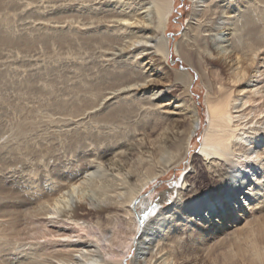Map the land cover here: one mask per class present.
Instances as JSON below:
<instances>
[{
  "label": "bare ground",
  "instance_id": "bare-ground-1",
  "mask_svg": "<svg viewBox=\"0 0 264 264\" xmlns=\"http://www.w3.org/2000/svg\"><path fill=\"white\" fill-rule=\"evenodd\" d=\"M34 1L0 0V12L30 19ZM191 1L172 45L206 89L199 155L209 181L196 186L185 175L148 219L135 210L141 191L181 164L201 125L192 72L168 71L175 0H40L34 8L50 32L32 35L0 19V43L26 54L41 42L80 59L60 60L69 71L51 91L52 116L23 117L14 143H0V174L30 175L0 190V264H125L134 241L130 264H190L197 241L264 208V0ZM176 89L172 106L164 98ZM256 224L242 226L262 239L239 242L238 264H264V219Z\"/></svg>",
  "mask_w": 264,
  "mask_h": 264
},
{
  "label": "rangeland",
  "instance_id": "rangeland-1",
  "mask_svg": "<svg viewBox=\"0 0 264 264\" xmlns=\"http://www.w3.org/2000/svg\"><path fill=\"white\" fill-rule=\"evenodd\" d=\"M36 3L39 6H41L42 4L40 3V0H35L33 4L31 3L29 5L30 8L28 7L27 9V12L29 11L30 15L33 16L30 17V19L26 18L27 14H21L22 16H20V14H17V17L16 15L12 16L11 9L7 11V14H4L6 12H0V19H3L5 17L8 18L9 21L11 20L10 24L7 26H10L13 33L15 34L24 33L25 27L22 28L24 24H27V26L29 25L27 31L29 34L26 32L28 35H32L33 32H31L30 30L34 29L36 31L39 30L41 33H49V26H47L45 21L42 19L44 15L39 14V16L38 10L40 9L34 8V5ZM45 3L46 2H44V5ZM191 10V0H175L174 9L170 16L169 27L166 31V35L171 40L170 55L169 59L167 60V64L169 65V72H173L175 69H189L192 72L193 80L190 85L191 96L199 109L201 125L193 137L192 145L189 148L187 156L182 160L181 164L171 168L162 176L150 181V183L141 191L138 197L139 199L134 206L135 210L139 212L140 215L142 214L141 217L143 218L145 217L146 212H148L149 210L151 213L154 209L166 207L173 201V199L176 197V191H174L173 188L179 186L182 178L185 175L188 176L190 182H194L196 186L202 187L209 181V173L199 155L202 137L205 127L207 126V108L204 103L206 89L201 82L200 77H198L196 72L192 70L184 60H182V58L175 52L174 46L172 45L177 39L181 37L187 20L190 16ZM41 22L43 23V25ZM46 28H48V30ZM56 50L57 49L55 46L51 47L50 45H45L44 43L37 42L36 45H34L33 49L30 52L26 53V55L19 50L17 51V49H15L14 47L12 48L0 43V143L5 145H8L10 141L11 143H14V125L23 117L33 118L38 121L41 118L46 117V115L48 114L52 116L49 112V109L51 107L50 104L55 97H53L51 91H53L54 93L55 91H58V87L60 86L58 82L60 81L59 76H65V74H67L66 72L69 71L61 69L62 67L60 60L63 61L66 59H79L78 57L73 56L58 58V53H55ZM83 58L87 59L91 57ZM78 61H80V59ZM214 66L215 68L224 70V67L221 68L218 65ZM153 78L154 81L157 82L160 86L164 85V83H161L162 81L159 78L155 76ZM23 80H30L32 84L34 83L33 86L35 90L33 91L35 93H30L29 91H27L28 88L24 85ZM67 83L69 84V86L72 84L69 81ZM44 86H47L46 89L49 87L48 89L50 90H45ZM49 91L50 93H48ZM181 91V89H176L175 91L171 92V97H165L164 99L166 100V102H172V106H174L175 101L182 97ZM176 95L178 97H176ZM172 96H174L175 98H172ZM171 98L172 100H170ZM21 171L12 170L9 173L10 176H7V178L10 177L8 179L0 174V190L2 191V193L15 189L19 184L25 183V180L27 179V177L29 178L30 175H28L23 170ZM33 177L36 178L37 176L34 175ZM161 197L162 199L159 201L158 199H160ZM144 207L145 212H142V210L140 209H144ZM150 213L146 214V219H148ZM262 219H264V208H262L261 210H256L254 214L246 218V221H242L241 223H238V225L228 227L222 232H217L214 235L204 237V241H197L194 249L191 247V251H194L197 256L196 259L190 258V264H238L239 258L236 249L239 242L243 241V243H245V241L247 240L245 239L246 235L250 233L249 229L253 230L257 221ZM246 222L249 229L247 227H242L243 225H246ZM117 230L118 229L116 226H113L108 230V236L114 238V241L119 238V236H121L120 232ZM251 234H249L250 237L253 236L252 238L261 241L262 234H259L257 232ZM200 243L202 244V246ZM136 247L137 242L134 241L132 243L130 251L124 257L125 264H130L132 258L136 254ZM119 249H121V247Z\"/></svg>",
  "mask_w": 264,
  "mask_h": 264
},
{
  "label": "snow or ice",
  "instance_id": "snow-or-ice-1",
  "mask_svg": "<svg viewBox=\"0 0 264 264\" xmlns=\"http://www.w3.org/2000/svg\"><path fill=\"white\" fill-rule=\"evenodd\" d=\"M124 23H125V24H127V23H128V21H127V20H125V21H124ZM134 87H135V86H134ZM64 239H68V238H67V237H64Z\"/></svg>",
  "mask_w": 264,
  "mask_h": 264
}]
</instances>
